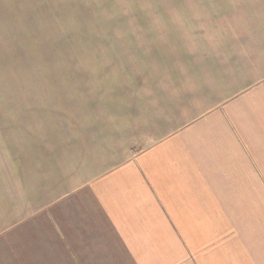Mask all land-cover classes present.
<instances>
[{"label":"crops","instance_id":"crops-1","mask_svg":"<svg viewBox=\"0 0 264 264\" xmlns=\"http://www.w3.org/2000/svg\"><path fill=\"white\" fill-rule=\"evenodd\" d=\"M177 4L81 114L9 100L42 132L2 164L0 264H264V0Z\"/></svg>","mask_w":264,"mask_h":264},{"label":"rangeland","instance_id":"rangeland-1","mask_svg":"<svg viewBox=\"0 0 264 264\" xmlns=\"http://www.w3.org/2000/svg\"><path fill=\"white\" fill-rule=\"evenodd\" d=\"M177 3L178 0H0V141L6 143L5 150H12L10 156L0 154V176H16L18 172L12 170L15 167L2 164L14 162L18 153L13 150L18 144L30 143L35 133L42 132L14 119L12 115L17 112L13 111L18 107H12L9 100L25 97L29 102H42L53 98L66 114L68 103L70 114H81L83 106L75 104L83 98L103 86L110 85L108 88L113 90L122 77L123 82H128L130 71L126 65L130 62L125 56L130 57L131 50L161 49L162 21L169 17L165 9ZM155 29L161 33L151 31ZM149 33L156 37L151 44L140 39ZM131 35L134 43L128 39ZM122 51L126 52L124 60ZM39 93L43 99L35 97ZM50 149L51 143L43 141L42 146L39 140L32 153L40 155L41 150ZM48 162L49 158L44 164ZM119 255L123 264L130 263L117 250V258Z\"/></svg>","mask_w":264,"mask_h":264}]
</instances>
